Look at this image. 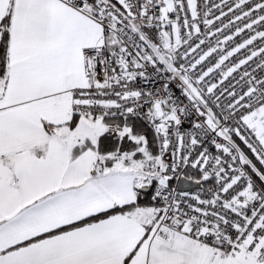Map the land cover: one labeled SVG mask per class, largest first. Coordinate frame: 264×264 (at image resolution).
<instances>
[{
	"label": "snow or ice",
	"instance_id": "obj_1",
	"mask_svg": "<svg viewBox=\"0 0 264 264\" xmlns=\"http://www.w3.org/2000/svg\"><path fill=\"white\" fill-rule=\"evenodd\" d=\"M0 264H264V0H0Z\"/></svg>",
	"mask_w": 264,
	"mask_h": 264
}]
</instances>
